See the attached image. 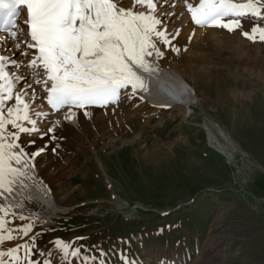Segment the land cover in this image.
I'll return each instance as SVG.
<instances>
[{"label": "rangeland", "instance_id": "374dc122", "mask_svg": "<svg viewBox=\"0 0 264 264\" xmlns=\"http://www.w3.org/2000/svg\"><path fill=\"white\" fill-rule=\"evenodd\" d=\"M262 17H248L232 31L215 27L224 36L238 30L253 51H241L230 39L220 48L204 41L199 54L206 57L193 61L202 71H215L205 75L208 82L199 81L201 102L187 111L178 104L142 111L144 101L124 119L84 124L91 127L89 135L72 127L54 148L41 147L50 156L45 162L40 157L36 167L52 188L55 207L34 197L23 207L14 203L17 209L0 195L5 224L36 225L24 244L32 247V259L39 264L44 259L84 264V256L96 258L90 264H125L122 257L128 264H264V41L258 33L255 40L243 35L254 25L264 28ZM155 40L162 45L163 63L178 66L194 85L193 73L186 71L191 51ZM48 122L45 118L38 131L26 133L27 139L39 136ZM57 239L71 242L81 255L65 259Z\"/></svg>", "mask_w": 264, "mask_h": 264}, {"label": "snow or ice", "instance_id": "6c2138e0", "mask_svg": "<svg viewBox=\"0 0 264 264\" xmlns=\"http://www.w3.org/2000/svg\"><path fill=\"white\" fill-rule=\"evenodd\" d=\"M185 2L196 25L219 26L229 31L241 25L239 19L225 22V17H243L247 14L262 17L264 10V0H246L245 3L200 0L198 6L187 3V0ZM122 3L123 0H0V31L7 32L13 39L17 36V31L13 30L16 29V19L21 9H26L27 20L24 23L28 26L30 36L27 46L36 49V52L25 68L31 69L34 76L40 75L39 69L44 70L45 79L34 82L43 84L47 103L53 109L118 103L122 89L131 85L135 92L137 88L145 87L143 78L134 69L152 70L145 59L146 56H152L150 49L155 50L157 57L162 56L152 41L154 35L163 38L164 43L170 41L166 31L157 29L161 21L155 15L154 0H132L130 8L122 7ZM138 5L146 6L147 11H135ZM257 33L259 40L264 41V28L258 25L253 26L251 34L244 32L243 35L255 40ZM15 47L19 48V44H15ZM21 55L27 56L28 53L25 51ZM9 64L12 67L20 66L15 59L0 55V188L11 192L10 185L17 176L23 175L20 168L13 164L19 165L22 161L21 153L14 151L19 147V133L38 129L35 127L36 121L29 114L30 105L22 96V93L27 95V91L24 88L16 91V84L27 78L6 71ZM27 88L32 89L34 99L35 89L30 84ZM13 98L15 105L6 108L7 102ZM65 118L71 119V116ZM20 121H27L32 127H25ZM9 126L16 131L9 130ZM53 130L48 129L49 132ZM43 150L41 148L39 152L29 154V159ZM0 213H3L0 215L2 245L5 240L14 239V236L11 229H5L7 212L4 205H0ZM31 228V224L27 225L24 234L27 235ZM54 244L65 259L69 255H81L80 249L73 248L71 242L57 239ZM19 247L0 250V264H39V261L31 258L32 249L27 245H24L26 254L21 261L17 255ZM95 259L83 257L84 264H90ZM122 259L128 264L126 258ZM43 264L54 262L44 259ZM100 264H104V261L101 260Z\"/></svg>", "mask_w": 264, "mask_h": 264}, {"label": "bare ground", "instance_id": "6f19581e", "mask_svg": "<svg viewBox=\"0 0 264 264\" xmlns=\"http://www.w3.org/2000/svg\"><path fill=\"white\" fill-rule=\"evenodd\" d=\"M154 2L156 4V9H155L156 17L159 18L160 21L164 17H166V20L161 21V24L157 26L158 31H167L166 32L167 39L170 41L169 44H171V46L173 44L179 43V45L181 44L184 47V50L186 52L188 50L191 51L190 53H188L187 56H189L192 60H190V62L186 64V71L193 73L194 85L192 84V82H190L184 77L178 66L165 65L162 61V56L157 57L155 50L150 49V51H152L153 54L150 57L146 56L145 59L150 64L152 70L145 71L143 68H139V67L134 69L138 73V75L143 78L145 84L144 88H137V90L134 92L131 85H129L127 88L122 89L120 94L121 98L118 103L114 102L113 104H108L107 106H103V107H93V106H86L85 108L71 107V112H69V108H67L62 110L61 112L60 111L56 112L57 114L63 113V115L53 117V115L56 113L53 114L49 112V110L47 109L44 99L46 91L44 90L43 84H37L34 82L37 79L40 80L45 79L44 70L42 68L39 69L40 75L34 76L32 74L31 69L25 68V65L28 63V60L26 59L30 58L29 55H31V53L33 52V49H29L27 46L28 44L26 42L27 40L26 24H24L23 22L22 24L20 23L21 24L20 29L22 30L16 29L17 36L15 37V39H13L8 33L6 35L4 34L0 35V38L6 37V39H0V55L11 57L15 59L20 65L19 67H12L9 64V66L6 68V71L10 73H14L16 75H23L27 78L26 81L21 80L16 84V91H20L21 88H24L27 91V95H24L22 93V96L24 101L29 103L30 105L29 114L31 116V119L36 121L35 127L39 130L42 127L40 124L45 123V118L49 120L47 126L43 128L44 130L42 131V133H40L39 136H34V137L32 136V138L27 139L25 134H23L22 132L19 133L20 139L19 141H17L19 147L15 148L14 151L21 153L22 161L21 164L19 165H15V162H13V164L15 167L20 168V170L23 172V175L17 176L15 178L14 183L10 185L12 188L11 192L7 191L6 188H0V193H2V196H4V198L7 200V201L5 200V203L7 204L10 203L13 204L14 206L16 205L14 203H18L23 207L25 200H27L26 198L32 199L34 197H38L50 208L55 207L52 188H50L49 187L50 185H48L44 181V179L40 174L39 169L36 167V164L37 162L40 161V157L43 159V162L49 159L50 154H48L49 152L47 149L54 148L56 144H59L57 141L60 140L62 137H64L65 133L71 132L72 127L76 129L80 127L83 130H85L86 134L89 135L91 134V127L89 126L83 127L84 124H94L93 126L97 127L99 123L104 124L107 120L108 121L111 120L114 116L118 120L122 118L124 119L125 115H129V113L132 112L131 111L132 106L138 103L140 104L144 101H146V103L142 108V111H144L147 107H149V105L158 108L159 106L167 107L168 104L171 105L178 104L179 105L178 109L183 108L184 110H186L192 108V104L195 101L199 103L201 102V94H199L197 87L199 81H202V83L204 82L203 80H205V82H208L209 79L206 77L207 76L206 74L212 70V69H208L206 71L204 70L202 71L197 66L196 62L193 61L195 57L201 56L199 53L201 52L200 50L204 46L203 45L204 41L206 40L216 41L217 44L221 43L223 45L225 40L227 41L228 39H230L233 42V44H236V47L238 46V48L239 47L241 48V51L242 50L244 51L247 48H249L247 42L245 43L244 39H242V37L240 36L241 34L240 35L238 34V30L235 31L234 35L232 36H228L229 34L224 36L221 35L222 30L215 28L216 26L196 25L191 19V13L187 9V4L185 0H154ZM199 2L200 0H187V3H191L193 4V6H198ZM234 2L245 3L246 0H234ZM121 6L125 8L132 7V0H123ZM135 11H147V7L138 5L136 6ZM248 17H257V16H254L252 14H247L243 17H235V19L236 18L239 19L240 25H242L244 20H246ZM173 18H175L174 19L175 23L167 24L164 30H162L163 27L162 24L166 23L167 19L171 21V19ZM228 18L231 17H227L226 19ZM177 33L179 34L177 35ZM152 41L155 43L156 49H159V51L163 54L164 51L162 49V45H160L155 40V36L152 37ZM17 43L19 44V48L15 46L11 47V45H15ZM228 45L230 46V44ZM217 46L220 48L221 45L219 44ZM25 51L28 53V55L24 59L21 53ZM247 51L251 52L253 51V49L249 48L247 49ZM255 54L257 55V53ZM183 57L186 58L185 55ZM202 57H206V56L202 55L201 58ZM203 61L205 62L204 58ZM248 65H250V63ZM219 66L220 64H217L215 67L217 71L220 69ZM211 72L209 74H211ZM28 84L32 85V88L35 89L34 99H33L32 89L27 88ZM50 84L51 82L49 81V87ZM123 97H125V101H126L125 105H123L122 103ZM15 103L16 102L14 101L9 107L14 106ZM8 105H9V101L7 102L6 108L8 107ZM37 113H46V115H37ZM85 113H87V115ZM66 116H71V119H66L65 118ZM20 123H22L25 127H29V128L32 127V125L27 121H20ZM218 125L224 132L221 124ZM49 128H53L54 130L52 132H49L48 131ZM209 129L211 134L212 128ZM9 130L16 131L15 129H11L10 126H9ZM34 132L35 131L30 132V134L32 135ZM211 135L215 137L213 133ZM215 138L217 139V137ZM41 147L44 148L47 147V149H44L42 152H40L39 155L34 156V158L30 160L29 154L39 152ZM25 164H28L29 166L24 167ZM15 207L17 209H20V206L18 205ZM17 224H21V223H17ZM30 224L32 225L31 228L32 230L36 225L33 224L32 222ZM25 227H26L25 225L22 226V225H14V224L13 225L5 224V229L12 230L14 239L5 240L3 244L0 245V250L7 251L8 248L16 247L18 244L19 245L21 244V247L20 249H18V253H17V255L21 257L22 253L26 252V248L25 249L22 248V245L27 241V235L24 234ZM5 235H7V232H5ZM28 247L32 249L30 245H28ZM151 252H153L152 249L149 251V253ZM5 259L10 260L9 257H5ZM169 262L171 263L172 260H170Z\"/></svg>", "mask_w": 264, "mask_h": 264}]
</instances>
